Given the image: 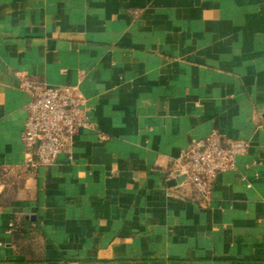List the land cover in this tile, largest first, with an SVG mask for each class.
I'll return each mask as SVG.
<instances>
[{
  "label": "crops",
  "instance_id": "crops-1",
  "mask_svg": "<svg viewBox=\"0 0 264 264\" xmlns=\"http://www.w3.org/2000/svg\"><path fill=\"white\" fill-rule=\"evenodd\" d=\"M23 80L92 128L31 175ZM211 131L250 148L202 205L166 182ZM0 264H264V0H0Z\"/></svg>",
  "mask_w": 264,
  "mask_h": 264
},
{
  "label": "built area",
  "instance_id": "built-area-1",
  "mask_svg": "<svg viewBox=\"0 0 264 264\" xmlns=\"http://www.w3.org/2000/svg\"><path fill=\"white\" fill-rule=\"evenodd\" d=\"M20 88L29 96L19 141L25 155L22 167L31 175L54 166L59 156H70L78 131L91 132L92 128L86 102L75 87H49L36 80H23ZM249 148L247 140L211 131L182 150L169 164L168 173L172 178H182L179 186L189 188L206 205L216 177L234 171L236 159L246 156Z\"/></svg>",
  "mask_w": 264,
  "mask_h": 264
},
{
  "label": "trees",
  "instance_id": "trees-1",
  "mask_svg": "<svg viewBox=\"0 0 264 264\" xmlns=\"http://www.w3.org/2000/svg\"><path fill=\"white\" fill-rule=\"evenodd\" d=\"M20 228H18L17 226L13 228V232H12V237L14 239V243H17V242H22V239H24L26 237V233L27 232H24V233H20Z\"/></svg>",
  "mask_w": 264,
  "mask_h": 264
},
{
  "label": "water",
  "instance_id": "water-1",
  "mask_svg": "<svg viewBox=\"0 0 264 264\" xmlns=\"http://www.w3.org/2000/svg\"><path fill=\"white\" fill-rule=\"evenodd\" d=\"M183 179L182 178H178V179H176V180H170V181H168V182H166V185L168 186V187H173L174 185H175V183H179V182H181Z\"/></svg>",
  "mask_w": 264,
  "mask_h": 264
}]
</instances>
